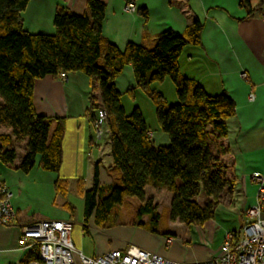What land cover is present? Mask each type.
Here are the masks:
<instances>
[{"label": "crops", "instance_id": "obj_1", "mask_svg": "<svg viewBox=\"0 0 264 264\" xmlns=\"http://www.w3.org/2000/svg\"><path fill=\"white\" fill-rule=\"evenodd\" d=\"M88 1L30 0L22 14L24 29L33 35H55L57 10L63 8L83 15L87 12ZM99 1L106 6L103 35L121 50L129 44L153 48L160 33L173 31L180 35L194 18L204 25L202 46L186 47L179 59V67L183 77L199 83L207 93L219 95L226 91L236 102V114L228 121V137L221 140L228 152L221 159L229 168L228 177L235 179L237 185L233 204H224L218 211L235 221L237 219L242 232L244 212L256 203L258 188L253 176L256 173L264 176V6L248 17V10L241 6V0ZM258 3V0H253L252 7H257ZM129 6L135 7V11H129ZM141 10H146V19ZM243 74H247V80L243 79ZM169 83L167 79L162 86L153 84L150 88L162 92V87ZM116 86L127 112V106L131 104L126 100L131 95L129 91L132 90L135 95L140 91L131 66L124 69ZM251 93L255 94L253 102L249 100ZM92 96L99 99V94L92 90L90 79L80 72L47 76L35 82L33 103L36 113L59 120L53 123V128L60 120L65 126L63 163L59 173L46 172L41 169V158L38 157L36 167L25 174L17 167L27 153L26 144L13 142L5 148L16 150L17 160L13 167L0 162V188L13 193L12 203L17 213L11 227L0 229V264H23L18 246L21 229L41 220L71 221L74 227L72 238L89 257L129 247L154 252L182 264L204 262L219 255L226 237L236 228L224 227L218 214L215 220L203 227L189 228L184 237L175 231L165 236L151 233L148 216L142 219L147 227L116 225L101 228L92 219V231L88 227V235L92 232L97 239L93 248L85 247L84 224L73 223L75 208L71 198L81 197L84 204L81 192L93 188L96 165L99 169V188L103 192L120 180V172L113 168L108 136L97 141L94 124L87 117ZM149 128L155 146L169 145L168 136ZM10 133L11 130L0 129V136ZM57 180L62 184L60 191L67 190L66 196L57 191ZM145 193L148 199L154 200L159 214L161 208L170 209L173 196L166 189L149 185ZM76 225L80 228H75ZM219 236L221 241L216 246ZM170 237L174 242L167 246L166 241Z\"/></svg>", "mask_w": 264, "mask_h": 264}, {"label": "trees", "instance_id": "obj_2", "mask_svg": "<svg viewBox=\"0 0 264 264\" xmlns=\"http://www.w3.org/2000/svg\"><path fill=\"white\" fill-rule=\"evenodd\" d=\"M252 1L241 0L248 17L264 6V0H258L253 8ZM29 2L0 0V129L11 130L9 135L0 136L2 164L13 167L17 160L16 150L5 148L13 142L25 143L27 153L17 170L30 173L40 157L41 169L60 172L65 126L60 120L53 128L59 120L36 113L34 87L37 80L47 76L80 72L90 79L93 92L99 94V99L92 96L87 117L94 124L98 111L106 112L113 168L120 172L119 183L103 192L96 165L93 188L81 192L85 234L92 219L96 226L106 228L114 207L128 197L141 202L139 221L132 225L147 227L142 219L148 216L150 232L160 234L150 227L159 224L161 215L154 200L146 197L149 185L172 194L171 219L188 229L203 227L215 220L222 205L233 204L237 184L228 177L229 168L221 159L228 152L221 140L228 137V121L236 114V102L226 91L219 95L207 93L199 83L183 77L179 67L186 47L202 46L204 25L198 18L180 35L173 31L160 33L153 48L129 44L121 50L103 35L106 6L99 0H89L83 15L57 10L55 35H33L24 29L22 14ZM140 13L147 18L146 10ZM127 66L134 70L137 88L154 102L160 129L170 140L168 146H155L140 108L135 107L130 114L125 111L116 81ZM167 79L175 85L179 99L171 106L166 105L162 95L150 91L152 84ZM61 185L57 180V191ZM60 192L67 195L65 188ZM231 235L238 240L241 233Z\"/></svg>", "mask_w": 264, "mask_h": 264}, {"label": "built area", "instance_id": "obj_3", "mask_svg": "<svg viewBox=\"0 0 264 264\" xmlns=\"http://www.w3.org/2000/svg\"><path fill=\"white\" fill-rule=\"evenodd\" d=\"M127 9L135 11L133 6ZM242 77L245 80L248 78L247 74ZM249 100H255L254 93L250 94ZM97 114L95 137L97 141H102L108 136L107 115L103 109ZM253 179L258 188L256 203L244 212L245 224L240 239L236 240L229 234L219 255L193 264H264V176L256 173ZM12 200L13 193L0 188V229L11 227L16 217ZM73 230V224L68 220H41L23 227L18 241L22 263L27 260L26 264H182L138 247L89 257L76 246L72 238ZM173 242L172 237L168 238L167 246Z\"/></svg>", "mask_w": 264, "mask_h": 264}, {"label": "rangeland", "instance_id": "obj_4", "mask_svg": "<svg viewBox=\"0 0 264 264\" xmlns=\"http://www.w3.org/2000/svg\"><path fill=\"white\" fill-rule=\"evenodd\" d=\"M154 84L158 86H162L164 82L154 83ZM150 91L154 93H159L160 95H162L166 101V105L168 106L174 105L179 102L175 85L173 84L171 80H170L169 85H164V87H162V90H161L162 92H157L151 88H150ZM126 100L127 102L129 101L131 102L130 106H127L128 114H130L135 107L140 108L144 112L147 122L149 123V126L151 127V129H153V131H158L159 134H162L166 137L168 136L165 133H163L160 129V124H159L157 113H156L157 112L156 106L154 102L152 101V99L150 98L148 93L140 89L138 95L131 94L126 98ZM133 103L135 106L133 105ZM81 199H82L81 197H76V196L71 198L72 204L75 208L73 212L72 220L74 224L83 225L84 224L83 223L84 204ZM140 204L141 202L137 198H133V197L126 198L122 205H117L114 207L111 218L109 222L105 224V227L112 228L116 225L132 226L133 222L139 221L137 215H138ZM160 214H161L160 223L157 225H154V224L150 225L151 228L157 230L160 234L165 235L171 231H175L178 235L184 237L186 234L189 233V229L184 224H182L180 221H172L171 216H170V211L168 209L164 210L163 208H161ZM217 214H218L217 217L220 223L224 227L226 226L227 228H230V227L235 226L236 231L241 232L240 224H238L237 219L235 221L232 218H228L224 215H221L219 211H217ZM88 227L92 231V224L89 223ZM75 228L78 229L80 228V226L76 225ZM83 232H84V228H83ZM83 239L85 242V247L87 249L88 248L90 249L94 247V242L96 241L97 238L95 234L91 232V234L89 235L84 233ZM219 241H221L220 236L216 240V246L218 245L217 243ZM110 243L112 244L113 242L111 241ZM79 249L83 251L85 254L86 251L83 250V247L80 246Z\"/></svg>", "mask_w": 264, "mask_h": 264}]
</instances>
